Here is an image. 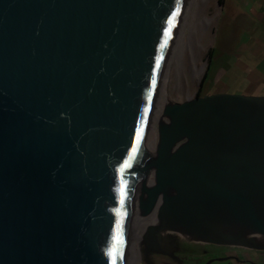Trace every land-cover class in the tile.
Returning a JSON list of instances; mask_svg holds the SVG:
<instances>
[{
    "label": "water",
    "instance_id": "95a60500",
    "mask_svg": "<svg viewBox=\"0 0 264 264\" xmlns=\"http://www.w3.org/2000/svg\"><path fill=\"white\" fill-rule=\"evenodd\" d=\"M186 3L0 0V264H125L138 205L178 264L163 230L264 250V95L167 101L145 148Z\"/></svg>",
    "mask_w": 264,
    "mask_h": 264
},
{
    "label": "rangeland",
    "instance_id": "374dc122",
    "mask_svg": "<svg viewBox=\"0 0 264 264\" xmlns=\"http://www.w3.org/2000/svg\"><path fill=\"white\" fill-rule=\"evenodd\" d=\"M218 15V7L216 0H187L186 7L181 19L180 32L177 37L176 53L170 61L167 83L165 85L167 101L184 102L188 97L195 98L200 90V96L209 94L222 93L220 85L213 81L215 69L212 67L208 72L209 50L214 43L216 19ZM178 29V30H179ZM182 45V64L178 67L177 56ZM195 65L204 66V71L200 77L194 73ZM208 72V78L203 80ZM220 70L215 80L219 81L222 74ZM212 76V79H211ZM204 81V83H203ZM221 82V80L219 81ZM203 83V85H202ZM225 90V89H224ZM237 88L226 89L224 92L236 93ZM169 99V100H168ZM163 104L164 102L161 101ZM158 123L155 125L156 136L158 137ZM156 140L152 141L153 154L156 150ZM152 154V156H153ZM148 216V215H145ZM141 232V226L139 227ZM161 238L167 241L169 237H174L182 245L180 250L174 251L173 255L181 260L182 264H228V257H224V252H236L242 250L238 247H224L210 243L197 242L189 238H182L176 233H167L161 231ZM180 236V237H179ZM142 239V237H141ZM170 243V241H169ZM143 244H140V260L134 264H146L143 259ZM169 251V248H167ZM172 251V250H171ZM171 256V255H170ZM172 258V259H171ZM171 258L160 256V264H175L173 256ZM133 264V263H131Z\"/></svg>",
    "mask_w": 264,
    "mask_h": 264
},
{
    "label": "crops",
    "instance_id": "0c3cea01",
    "mask_svg": "<svg viewBox=\"0 0 264 264\" xmlns=\"http://www.w3.org/2000/svg\"><path fill=\"white\" fill-rule=\"evenodd\" d=\"M216 3L215 37L208 55V69L212 64L215 69L213 81L222 93L237 88L238 94L264 95V0ZM220 70L221 82L215 80ZM238 248V257H228V264H264V250Z\"/></svg>",
    "mask_w": 264,
    "mask_h": 264
},
{
    "label": "bare ground",
    "instance_id": "6f19581e",
    "mask_svg": "<svg viewBox=\"0 0 264 264\" xmlns=\"http://www.w3.org/2000/svg\"><path fill=\"white\" fill-rule=\"evenodd\" d=\"M180 24H179V28H180ZM178 28V29H179ZM179 32L180 29L177 31V34L175 36V40L171 49V53H170V57L166 66V70L163 76V80H162V84H161V88L159 91V102H158V106L157 109L155 111L154 114V123H153V127L151 128V131L149 132L148 135V139L145 145V148L148 150L149 154H150V161L152 160V154H153V148H152V141L156 140L157 136H156V128L155 125L160 122H163L164 117L162 116V109L164 104L167 102V96H166V81H167V77H168V71H169V65H170V61L173 58V54L176 53V45H177V37L179 36ZM184 45H182L180 51L178 52V56H177V61H178V67L180 68V64H182V52H183V47ZM204 71V66L202 67H198L197 65H195L194 68V73L196 76L200 77L202 75ZM169 100V99H168ZM164 102L163 104L161 103ZM150 161L146 160L145 158H143V167L145 169V171L143 172L144 176L142 177L143 180L145 181V173H151L152 172V164L150 163ZM153 182V179H147V183L145 181V185L146 184H151ZM158 225V218H157V211L156 209L153 210V212L151 214H149L148 216H145L142 212V207H140L139 205L135 208L134 214H133V218H132V225H131V236H130V240H129V245H128V249H127V254H126V260H125V264H131L134 262H138L140 260V244L143 241V238L147 232V230L149 229L150 226L153 225ZM141 226V232L139 230V227ZM142 237V239H141Z\"/></svg>",
    "mask_w": 264,
    "mask_h": 264
},
{
    "label": "flooded vegetation",
    "instance_id": "af4514ba",
    "mask_svg": "<svg viewBox=\"0 0 264 264\" xmlns=\"http://www.w3.org/2000/svg\"><path fill=\"white\" fill-rule=\"evenodd\" d=\"M182 238H184V237H182ZM169 241H170V243H169ZM166 243L167 244L163 245V247H162L163 251H166V252H174V251L180 250L182 248L181 247L182 245H180L179 241L175 240L173 236L169 237V239H167ZM214 245H216V244H214ZM218 246L235 247V246H226V245H218ZM168 247H169V251L167 250ZM143 254H144V256H143L144 261L149 263V264H160L161 263V261H159L160 256L171 258V256L169 254L154 252V251L149 250L147 247H143ZM223 256L224 257H230V258L231 257H235V258L238 257L237 253H234V252L229 253L228 250H226L224 252ZM173 260L176 262L175 264H178L175 259H173Z\"/></svg>",
    "mask_w": 264,
    "mask_h": 264
},
{
    "label": "trees",
    "instance_id": "16d2710c",
    "mask_svg": "<svg viewBox=\"0 0 264 264\" xmlns=\"http://www.w3.org/2000/svg\"><path fill=\"white\" fill-rule=\"evenodd\" d=\"M210 54H211V53H209V55H210ZM208 72H209V69H208ZM208 72H207V74H206V75L204 76V78H203L204 81H205L206 78H208ZM204 81H203V83H204ZM203 83H202V85H203ZM202 88H203V87H201L200 90H202ZM200 90H199V92L197 93V96H200V92H201Z\"/></svg>",
    "mask_w": 264,
    "mask_h": 264
},
{
    "label": "snow or ice",
    "instance_id": "6c2138e0",
    "mask_svg": "<svg viewBox=\"0 0 264 264\" xmlns=\"http://www.w3.org/2000/svg\"><path fill=\"white\" fill-rule=\"evenodd\" d=\"M114 264H115V261H114Z\"/></svg>",
    "mask_w": 264,
    "mask_h": 264
}]
</instances>
